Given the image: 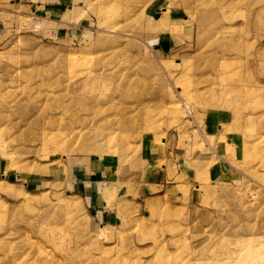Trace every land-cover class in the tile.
<instances>
[{
    "label": "rangeland",
    "instance_id": "1",
    "mask_svg": "<svg viewBox=\"0 0 264 264\" xmlns=\"http://www.w3.org/2000/svg\"><path fill=\"white\" fill-rule=\"evenodd\" d=\"M239 260L264 264V0H0V264Z\"/></svg>",
    "mask_w": 264,
    "mask_h": 264
},
{
    "label": "bare ground",
    "instance_id": "2",
    "mask_svg": "<svg viewBox=\"0 0 264 264\" xmlns=\"http://www.w3.org/2000/svg\"><path fill=\"white\" fill-rule=\"evenodd\" d=\"M203 18L205 19V16H203ZM235 89V88H234ZM246 93H247V91H245V89L243 90V89H240V88H238L237 90L235 89V94H237V97L238 98H240L241 99V101H243L244 100V98H245V96H246ZM255 118V117H254ZM197 168H199V167H197ZM200 169V168H199ZM198 169V170H199ZM202 169V168H201ZM249 255V254H248ZM248 255L247 256H245V258L243 259V263L244 262H246V260H247V258H248ZM251 259V258H250ZM226 264V263H225ZM238 264H240V260H239V262H238Z\"/></svg>",
    "mask_w": 264,
    "mask_h": 264
}]
</instances>
